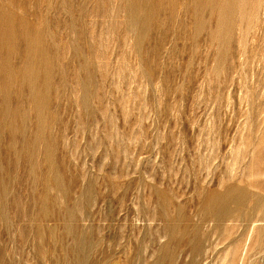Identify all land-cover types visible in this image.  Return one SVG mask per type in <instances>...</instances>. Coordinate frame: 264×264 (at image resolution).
<instances>
[{
  "label": "rangeland",
  "instance_id": "1",
  "mask_svg": "<svg viewBox=\"0 0 264 264\" xmlns=\"http://www.w3.org/2000/svg\"><path fill=\"white\" fill-rule=\"evenodd\" d=\"M264 264V0H0V264Z\"/></svg>",
  "mask_w": 264,
  "mask_h": 264
},
{
  "label": "bare ground",
  "instance_id": "2",
  "mask_svg": "<svg viewBox=\"0 0 264 264\" xmlns=\"http://www.w3.org/2000/svg\"><path fill=\"white\" fill-rule=\"evenodd\" d=\"M233 261H234V255L230 258V263L232 264ZM81 264H83V263H81Z\"/></svg>",
  "mask_w": 264,
  "mask_h": 264
}]
</instances>
